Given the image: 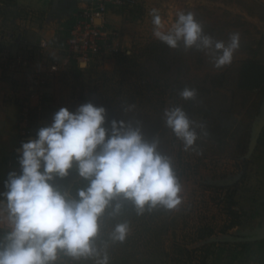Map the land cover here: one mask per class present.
Listing matches in <instances>:
<instances>
[{
  "label": "rangeland",
  "instance_id": "374dc122",
  "mask_svg": "<svg viewBox=\"0 0 264 264\" xmlns=\"http://www.w3.org/2000/svg\"><path fill=\"white\" fill-rule=\"evenodd\" d=\"M21 1L27 0H0V34L21 30L25 43L15 41L7 47L13 55L30 59L28 71L15 68L3 75L10 85L9 101L18 112L16 150L22 142L36 139L38 129L50 124L61 107L75 111L91 102L106 108L108 121L139 122L146 139L158 138V150L172 158L183 187V202L175 210L158 207L137 215L125 202L121 215H105L98 244L108 241L117 223L130 227L124 242L109 241V264H203L208 250L205 264H264V249L249 245L250 238L264 233V129L251 149L264 120V93L238 85L247 60L264 63V0H135L108 15L109 24L120 34L117 55L95 58L85 67L72 61L66 68L61 65L63 35L78 13L75 1L60 0L56 8L54 0H33L37 1L33 6ZM39 1H44L46 10ZM153 9L165 31L178 12L191 11L214 40L227 41L238 32L240 48L232 63L216 69L203 52L186 50L182 44L172 49L156 39ZM48 18L58 25L49 50L42 52L34 45L40 37L29 34L20 21L30 20L31 26L38 23L42 29ZM52 61L59 62L56 73L50 72ZM185 88L194 89L196 96L183 99L180 93ZM173 107L204 126L196 127L195 151H185L166 126L164 111ZM7 162L13 166L8 172L3 167L0 180L10 171L19 172L18 158ZM196 248L204 249L195 254L186 251ZM61 260L95 264L93 259Z\"/></svg>",
  "mask_w": 264,
  "mask_h": 264
},
{
  "label": "clouds",
  "instance_id": "9594fccd",
  "mask_svg": "<svg viewBox=\"0 0 264 264\" xmlns=\"http://www.w3.org/2000/svg\"><path fill=\"white\" fill-rule=\"evenodd\" d=\"M151 15L156 39L172 49L182 44L201 51L216 69L230 65L240 48L238 32L214 40L191 11L178 12L167 31L158 10ZM180 95L190 100L196 91L185 88ZM164 121L185 151L196 150V127L203 125L180 107L165 109ZM21 148L19 172L10 171L0 191V264H66L61 257L109 264V241L124 242L130 227L117 223L108 241L98 244L106 214L121 215L125 202L137 215L175 210L183 202L172 158L158 150L159 139H146L139 122L108 121L104 106L61 107Z\"/></svg>",
  "mask_w": 264,
  "mask_h": 264
},
{
  "label": "built area",
  "instance_id": "2783aa9c",
  "mask_svg": "<svg viewBox=\"0 0 264 264\" xmlns=\"http://www.w3.org/2000/svg\"><path fill=\"white\" fill-rule=\"evenodd\" d=\"M135 0H87L75 18V24L65 43V58L61 62L68 67L71 62L78 65L88 64L95 58L117 55L120 52V34L108 22V15L112 9H122L132 5ZM2 34H0V38ZM39 49L49 50L46 40H41ZM59 62H50L51 73H56ZM21 68L28 71L30 59L26 55H13L8 47L0 48V73L6 70Z\"/></svg>",
  "mask_w": 264,
  "mask_h": 264
},
{
  "label": "crops",
  "instance_id": "0c3cea01",
  "mask_svg": "<svg viewBox=\"0 0 264 264\" xmlns=\"http://www.w3.org/2000/svg\"><path fill=\"white\" fill-rule=\"evenodd\" d=\"M75 1V9H77V12L83 8L86 5L87 0H72ZM37 1L33 0H27L26 2H20L26 5H34ZM40 2V1H39ZM39 6L41 9L46 10V6L44 4V1L40 2ZM75 17L73 18V20ZM36 20V19H35ZM22 26L26 27V31H29V34H34L38 37H40L41 40H46L48 43L56 36V28L58 25L57 21H54L53 19L48 18L45 24L43 25L42 29L40 28V24H35L31 26L30 20H21ZM18 22V23H20ZM42 23L41 21H38ZM20 25V24H19ZM23 29V28H22ZM20 40H26V35L22 33L20 30L19 32H14L13 30L7 31V34H2V37L0 38V47H7L11 46L15 43V41ZM18 44V43H16ZM38 46L39 44H34ZM8 71H3V73H0V173H3V167L7 168V172L11 169L13 166L11 163H8L5 165L6 159H13L18 158L20 154L17 147L18 143V131L16 128V119H17V108L12 105L11 101H9V97L11 94V90L9 88V83L5 81L3 75ZM19 169V168H17ZM19 171V170H18ZM1 175V174H0ZM6 179V178H5ZM5 179L0 180V182H3Z\"/></svg>",
  "mask_w": 264,
  "mask_h": 264
},
{
  "label": "trees",
  "instance_id": "16d2710c",
  "mask_svg": "<svg viewBox=\"0 0 264 264\" xmlns=\"http://www.w3.org/2000/svg\"><path fill=\"white\" fill-rule=\"evenodd\" d=\"M75 24V19L72 20L65 29L64 32V39L67 40V38L70 36V31L72 27ZM239 88L241 90H247V91H261L264 93V63L254 61V60H247L240 70V80H239ZM200 239H204V236ZM249 245H257L260 251L264 249V239L261 241H254L250 242ZM204 249V248H200ZM200 249H192V250H186L189 254H195ZM208 253L204 255L203 258V264H205V260L209 254ZM117 261H120V258L117 259Z\"/></svg>",
  "mask_w": 264,
  "mask_h": 264
},
{
  "label": "water",
  "instance_id": "95a60500",
  "mask_svg": "<svg viewBox=\"0 0 264 264\" xmlns=\"http://www.w3.org/2000/svg\"><path fill=\"white\" fill-rule=\"evenodd\" d=\"M59 1L60 0H54V3H53V7L54 8H56V6H58ZM263 129H264V120H262V122H261V124L259 126V129H258L256 137L251 142V149H253L255 147V145L257 144L258 138L261 135ZM19 152H20V154H22V148L19 149ZM263 239H264V233L261 234L260 236L250 238L249 240L254 242V241H261Z\"/></svg>",
  "mask_w": 264,
  "mask_h": 264
}]
</instances>
